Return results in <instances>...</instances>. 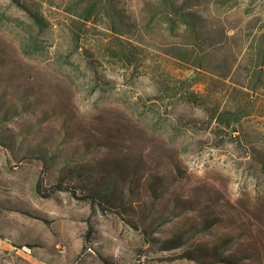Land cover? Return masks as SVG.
Instances as JSON below:
<instances>
[{"label": "rangeland", "instance_id": "374dc122", "mask_svg": "<svg viewBox=\"0 0 264 264\" xmlns=\"http://www.w3.org/2000/svg\"><path fill=\"white\" fill-rule=\"evenodd\" d=\"M0 264H264V0H0Z\"/></svg>", "mask_w": 264, "mask_h": 264}, {"label": "trees", "instance_id": "16d2710c", "mask_svg": "<svg viewBox=\"0 0 264 264\" xmlns=\"http://www.w3.org/2000/svg\"><path fill=\"white\" fill-rule=\"evenodd\" d=\"M175 9V8H174ZM33 15V19L40 25L44 24V18L42 15L36 13L35 11H33L32 13ZM185 21L187 23H189L191 25L192 23V17L191 15H185ZM215 116V115H214ZM216 118V116L214 117ZM217 118H219L222 122H227L229 126H231V121L232 120H238L240 118V116H236V117H231L230 115L227 114V112H220L219 115H217ZM68 164V162L66 163V165ZM69 167L72 169V171L80 176V177H85V174L87 172H91L90 166H88L87 164H78V163H71L69 164ZM91 176H93V174H91ZM103 181V183H101ZM101 182H99L94 188H93V195H100V196H104L105 198H107L109 196V189L107 188V186L109 185V183L105 180H102ZM101 185V186H100ZM105 185V186H103ZM100 186V187H99ZM185 242V241H184ZM216 255L218 254V252L215 253Z\"/></svg>", "mask_w": 264, "mask_h": 264}]
</instances>
